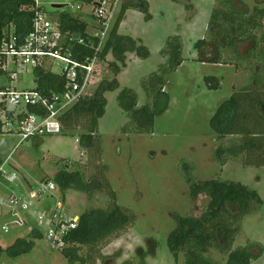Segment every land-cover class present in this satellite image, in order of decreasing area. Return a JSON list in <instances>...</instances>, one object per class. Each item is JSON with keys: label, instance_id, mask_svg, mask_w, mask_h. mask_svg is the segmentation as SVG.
I'll return each mask as SVG.
<instances>
[{"label": "rangeland", "instance_id": "374dc122", "mask_svg": "<svg viewBox=\"0 0 264 264\" xmlns=\"http://www.w3.org/2000/svg\"><path fill=\"white\" fill-rule=\"evenodd\" d=\"M151 1L154 4V0ZM188 1L195 11L191 22L187 23V20L193 12L187 13L185 8L172 0H161L159 5L163 8L154 13L153 22L143 23L135 31L143 36V44L149 52L155 41L158 43L162 38L164 45L171 34L182 41L184 61L169 77L165 88L169 95V106L164 114L154 120L153 133H120L127 119L117 104L116 90L105 94V115L99 120L98 127L102 134L101 155L95 150L86 153L80 148L78 135L84 133L80 128L86 124V119H82L80 126L67 134L61 132L32 138L21 144H18L20 138L16 133L0 134V164L8 160L19 174L13 184L0 188V247L4 250L15 239L28 238L32 230L40 233L27 253L10 258L3 251L0 264H68L61 253L62 248L46 238L47 230L52 228L47 222L52 216L55 202L64 199L63 210L56 215L54 223L67 222L92 209L108 210L111 202L107 195V183L116 194L117 205L133 219L122 232L109 237L102 245L77 246L79 255L89 258L86 264H185L186 253L181 252L175 262L167 245L168 235L175 228L174 217H200L206 211L209 198L204 194L191 197L184 176L192 178L195 183L213 179L239 183L257 192L262 205L252 206L250 213L241 219L232 250L256 244L262 248V255L250 264H264V167H245L237 161H228L223 168L220 167L214 159V152L221 143L209 126L210 119L223 102L248 86V79L253 74L264 73V63L258 65L238 60L239 67H235L232 64L199 62L193 46L204 37L213 7H222L216 4V0H213L214 5L211 0H181L183 4ZM263 1L231 2L234 8L247 9L251 13L254 7H264ZM42 2L46 4V14L52 18L68 8L66 0ZM123 3L124 0H120L115 15ZM51 5L64 7L55 9ZM91 12V7H84L82 12L73 15L88 22V33H92L91 28L95 26ZM260 32H264V22ZM260 32L256 35H261ZM237 47L239 53L246 56L251 41L240 43ZM205 53L206 61L215 57L213 48ZM155 57L150 53V57L143 60L145 65L141 75L155 68L152 61L159 59ZM141 61L128 66L129 74L125 70L123 75L118 76L120 89L124 86L134 90L139 106L145 103L140 87V79L145 75L139 77L140 74L133 70ZM45 68L49 71L47 64ZM50 71L58 72L55 67ZM206 77L219 80V88L208 90L204 81ZM34 78L33 70H19L11 87L19 91L35 89ZM112 78L106 62L101 67V75L94 79L87 97L94 93L101 81ZM66 166L68 171H79L87 182L99 181L103 185L102 190L85 194L75 189L61 193L57 189L48 197L32 201V207L26 210L21 208L23 201L28 202L27 194L31 190L46 181H53L55 175ZM12 193L20 201L13 207L8 202V196ZM45 213L46 218L40 222L38 217ZM17 221L22 223L21 226L14 224ZM4 226L10 227L8 232L1 230ZM253 252L258 253V249L255 248ZM204 257L216 264H226L227 260V255L215 248L209 249Z\"/></svg>", "mask_w": 264, "mask_h": 264}, {"label": "trees", "instance_id": "16d2710c", "mask_svg": "<svg viewBox=\"0 0 264 264\" xmlns=\"http://www.w3.org/2000/svg\"><path fill=\"white\" fill-rule=\"evenodd\" d=\"M78 1L84 6H93L97 0ZM231 1L216 0V4L222 8L213 7L204 37L193 46L198 55L197 60L202 63L232 64L235 67H239L238 60L261 65L264 63V32H260L263 30L264 7H254L250 13L247 9L234 8ZM183 5L186 11L193 10L189 1ZM129 9L139 11L146 22L152 18L145 0H129L121 5L100 55V60H104L108 54L112 56V61L107 64L113 78L101 81L91 96L81 99L59 119L64 134L74 131L76 126H80V121L86 119V124L80 128L84 133L78 135L80 148L86 153L95 150L102 154V138L98 127L99 120L105 115L107 92L118 90L117 104L127 119L120 128L121 134L153 133L154 120L164 114L169 106V95L165 90L169 77L184 61L180 37L170 36L160 50L163 63L140 79L145 103L138 105L134 90L120 89L117 76L126 67V55L133 54L140 60L150 57L149 50L140 39L118 33ZM73 15L67 8V11L56 16L61 39L65 48L73 52L75 60L84 61L86 57L93 56V50L79 46L78 39H84L87 45L96 41L87 35L88 22ZM33 16L32 0H0V38L4 32H10V28H13L14 35L25 37L31 29ZM257 32L261 35L257 36ZM245 41H251V47L247 55L243 56L237 45ZM212 48L215 57L206 61L205 51ZM34 77L36 88L47 95L58 93L65 82L63 77L40 69L34 70ZM204 81L208 90L219 88V80L214 77H206ZM209 126L221 143L214 152V159L220 167L228 161H237L245 167H264V73L253 74L248 79V86L239 89L223 102L210 119ZM67 169L68 166L59 171L52 181L61 193L69 189L85 194L102 190L103 185L99 181L87 182L79 171ZM184 180L191 197L204 194L209 201L206 211L198 218L174 217L175 228L167 238L174 261L177 262L179 254L185 252V264H216L204 257L211 248L227 255L226 264H250L260 258L263 250L256 244L232 250L241 219L250 213L252 206L262 205L257 192L242 184L219 179L195 183L192 178L184 176ZM106 190L111 202L110 208L84 212L78 216L77 227L63 236L61 253L68 264L87 263L89 258L79 255L77 246L102 245L132 222L133 218L130 219L125 209L117 205L116 194L108 183ZM38 237L40 233L32 230L28 238H17L4 250L0 247V255L4 251L10 258H15L27 253ZM255 248L258 249L256 254L253 252Z\"/></svg>", "mask_w": 264, "mask_h": 264}, {"label": "built area", "instance_id": "2783aa9c", "mask_svg": "<svg viewBox=\"0 0 264 264\" xmlns=\"http://www.w3.org/2000/svg\"><path fill=\"white\" fill-rule=\"evenodd\" d=\"M70 12H82L84 7H91V16L95 21L92 33H88L96 42H87L78 39L79 46H87L93 50L92 57H86L84 61H77L72 57L73 52L65 48L62 43L60 25L57 17L52 18L44 10L45 3L42 0H32L34 16L31 21V29L25 37L14 35L13 28L10 32H4L0 38V128L1 133L13 134L20 138L19 143L32 138L46 135H57L62 132L59 119L81 99L88 96L94 79L101 75V67L106 63L100 60V55L109 38L110 31L118 15H115L120 0H97L93 6H84L78 0H66ZM52 6V5H51ZM90 14V13H89ZM54 19V20H53ZM96 43V44H95ZM48 65L49 71L46 70ZM53 67L57 73L51 72ZM40 69L63 77L65 82L58 93L44 94L37 88L19 91L11 87L16 73L19 70ZM33 111L30 112L29 109ZM19 177L16 169L9 165L8 160L0 164V188L13 184ZM56 186L52 181H46L31 190L28 202L21 205L23 210L33 206L32 201L42 197H48ZM9 206L20 203L14 193L8 196ZM48 226L46 238L58 248L63 247V236L74 230L78 225V217L69 221L54 223L56 215L63 210V202L57 200ZM13 216L16 217L14 213ZM46 218V213L38 217L40 222ZM21 226V222H14ZM9 226L1 228L8 232Z\"/></svg>", "mask_w": 264, "mask_h": 264}, {"label": "crops", "instance_id": "0c3cea01", "mask_svg": "<svg viewBox=\"0 0 264 264\" xmlns=\"http://www.w3.org/2000/svg\"><path fill=\"white\" fill-rule=\"evenodd\" d=\"M146 2H147V4H148V10H149V13H150V15L152 16V18H151V20L149 21V22H153V20H154V13H156V11H158L160 8H163L162 6H160L159 5V3H160V1L161 0H154V4H152V1L151 0H145ZM162 1H164V0H162ZM175 4H177V5H179V6H181L182 8H184V5H183V3L182 2H180L179 0H177V1H174V0H172ZM192 1V0H191ZM129 1H126V0H124V3H128ZM214 1L213 0H211V3H213ZM215 3V2H214ZM214 3H213V5H214ZM191 5H192V3H191ZM153 7V8H152ZM192 7H193V5H192ZM184 11H186V9H184ZM187 13H188V11H186ZM191 12H193V14H191L189 17H188V20H187V23H189V22H191L192 21V19L194 18V16H195V11H191ZM160 14V13H159ZM161 15H163V14H161ZM182 15V14H181ZM144 21V22H143ZM143 23H147L145 20H144V17H143V15L139 12V11H137V10H134V9H129V10H127L126 11V13H125V17H124V19L122 20V22H121V24H120V26H119V29H118V33L119 34H121V35H126V36H130V37H132L133 39H140L142 42H143V40H142V38H143V36H141L138 32V34H136V29L140 26H142V24ZM177 25H179V24H177ZM126 27V28H125ZM207 27V26H206ZM89 28V27H88ZM88 30V29H87ZM172 35V34H171ZM171 35H169V36H171ZM169 36H167V37H169ZM135 37V38H134ZM139 37V38H138ZM162 39V38H161ZM161 39H160V41H158V43H160V45L157 43V41H155V43H153L152 44V50L150 51V53L152 54V56H156L155 58H159V59H154V61H152V63L155 65V68H152V70H150L151 72H153V71H155L156 69H157V67L160 65V64H162L163 63V60H162V58L160 57V50H161V48L163 47V45H162V43L163 42H161ZM164 39V38H163ZM148 40H149V38H148ZM151 42V41H150ZM144 43V42H143ZM158 45H157V44ZM206 55V54H205ZM126 58H127V61H126V67L124 68V69H122V71L120 72V74H124V71L126 70L127 72H128V74H129V65L130 64H134V63H137V62H140L141 60L140 59H138V58H136L133 54H130V53H128L127 55H126ZM140 60V61H139ZM112 61V56L111 55H108L107 57H106V62L108 63V62H111ZM142 63L140 64V65H137V67L133 70V72L134 73H138V74H140V76L139 77H142V76H144V75H147V74H149V73H151V72H144V74H142L141 75V72L143 71V69H144V61L142 60L141 61ZM151 65V64H150ZM158 65V66H157ZM145 73H147V74H145ZM120 74H118V76L120 75ZM118 76H117V80H118ZM139 79V78H138ZM122 88H127V87H122ZM100 133V132H99ZM101 134V133H100ZM102 135V134H101ZM224 167V166H223ZM222 167V168H223Z\"/></svg>", "mask_w": 264, "mask_h": 264}, {"label": "water", "instance_id": "95a60500", "mask_svg": "<svg viewBox=\"0 0 264 264\" xmlns=\"http://www.w3.org/2000/svg\"><path fill=\"white\" fill-rule=\"evenodd\" d=\"M64 6L62 5H52V8H55V9H61L63 8Z\"/></svg>", "mask_w": 264, "mask_h": 264}]
</instances>
